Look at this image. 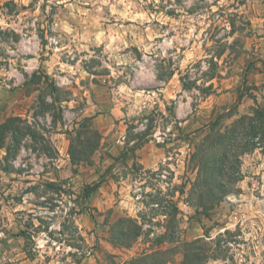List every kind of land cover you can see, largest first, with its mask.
<instances>
[{"label":"rangeland","instance_id":"374dc122","mask_svg":"<svg viewBox=\"0 0 264 264\" xmlns=\"http://www.w3.org/2000/svg\"><path fill=\"white\" fill-rule=\"evenodd\" d=\"M259 108L264 0H0V264H264Z\"/></svg>","mask_w":264,"mask_h":264},{"label":"trees","instance_id":"16d2710c","mask_svg":"<svg viewBox=\"0 0 264 264\" xmlns=\"http://www.w3.org/2000/svg\"><path fill=\"white\" fill-rule=\"evenodd\" d=\"M46 79H48V77H46ZM15 121H18V120H15ZM249 128L250 129L248 130V133L252 137L261 136L262 138H264V108H259V109L256 110L255 116H254L253 120L249 124ZM246 131H245V128H244L243 132L246 133ZM236 143H237V141H236ZM131 152L132 153L136 152V147H134ZM103 179L104 178H101V180L98 181L96 184H94L91 187L86 188L85 192L82 194V199L84 201L88 200V198H90L103 185V183H104ZM194 257L196 258V260H198L197 259L198 257H199V259H202L203 256H201V253L198 252V254H195ZM187 261H189V257L186 254L185 255L184 264H186Z\"/></svg>","mask_w":264,"mask_h":264},{"label":"crops","instance_id":"0c3cea01","mask_svg":"<svg viewBox=\"0 0 264 264\" xmlns=\"http://www.w3.org/2000/svg\"><path fill=\"white\" fill-rule=\"evenodd\" d=\"M10 260H12V258H9ZM27 263V260H22L21 261V264H26Z\"/></svg>","mask_w":264,"mask_h":264}]
</instances>
